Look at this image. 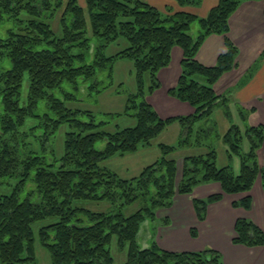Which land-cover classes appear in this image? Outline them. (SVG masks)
Listing matches in <instances>:
<instances>
[{"label":"trees","instance_id":"16d2710c","mask_svg":"<svg viewBox=\"0 0 264 264\" xmlns=\"http://www.w3.org/2000/svg\"><path fill=\"white\" fill-rule=\"evenodd\" d=\"M174 1L184 7L197 6L202 0ZM243 1L257 0H218L206 16L198 17L185 11L162 15L142 0H85L84 7L77 0H0V25L12 24L0 36V61L10 63L8 69H0V183L3 178H18L10 194L0 195V264L32 263V224L47 218L57 220L39 228L37 237L50 264H112L109 244L113 236L120 248L126 246L124 264H223L220 253L211 248L173 252L155 243L141 248L136 236L141 224L154 218L157 210L171 207L175 195H190L198 185L213 182L221 189L204 199L192 198L199 221L205 219L208 205L220 201L223 194L248 193L256 179L264 192V165L259 166L256 160L263 141L262 125L244 123L253 108H239L242 130L231 124L226 111L229 98L216 95L213 89L217 80L237 65L238 50L227 37L228 20ZM59 12L57 35L48 20L54 21ZM194 23L198 30L192 37L189 30ZM213 34L223 37L225 50L214 65L205 66L196 54L205 38ZM119 37L126 39L127 47L106 56L104 50ZM93 39L96 43L92 45ZM173 46L181 49L182 58L177 83L168 94L188 103L194 112L162 118L146 97L158 89L156 74L169 64ZM87 55L92 56L90 63H85ZM123 58L132 60L136 82V91L127 98L123 113L134 117L136 124L112 132L97 130L99 124L77 117L92 119L90 111L71 109L66 102H74L83 89L87 94H100L106 87H99L98 74L111 76L113 61ZM145 73L150 76L147 87ZM25 79L27 90L22 97ZM41 101L45 112L39 116L36 110ZM215 106L224 107L229 126L222 139L228 156L240 158L237 175L229 166L218 168L215 150L203 144L211 129L194 127ZM105 115L112 118L119 114ZM38 117L40 122L27 125L29 119ZM174 123L180 128L177 143H159L160 158L137 176L121 178L99 166L111 157L150 145ZM62 124H67L69 131L64 133L62 154L55 157L47 143ZM243 136L250 143L247 153H241ZM32 141L39 143V148H33ZM98 141L105 142L102 150L94 148ZM181 148L203 151L183 157L179 170L172 154ZM29 178L35 186L34 202L22 197ZM81 201L107 202L111 209L91 211L75 204ZM133 204L137 210L125 215V206ZM250 205L248 195L232 202L244 209ZM233 232L234 244L264 245L263 231L246 218L235 220Z\"/></svg>","mask_w":264,"mask_h":264},{"label":"crops","instance_id":"0c3cea01","mask_svg":"<svg viewBox=\"0 0 264 264\" xmlns=\"http://www.w3.org/2000/svg\"><path fill=\"white\" fill-rule=\"evenodd\" d=\"M142 1L159 11L170 13L185 11L198 17L206 16L218 2L202 0L197 6L180 7L174 0ZM228 25L227 37L238 50L237 66L224 73L214 84L213 89L216 95H226L230 98L236 111L239 108L244 110L253 108L247 115L246 125H262L263 141L258 155L261 157V164L264 165V58L258 60L264 51V0L243 1L230 16ZM223 50V37L211 35L200 46L196 58L199 63L211 66L215 64L217 56ZM181 56V49L177 46L172 47L169 65L158 73L160 89L150 97V104L162 118L191 112L187 104L167 95V89L177 81ZM248 73L249 76L244 77ZM172 125L178 136L179 127ZM241 125L238 124L242 130ZM201 185L196 186L190 195L177 194L173 197L172 205L165 215L167 218L164 225L157 228L153 237L150 234L149 240H153L152 243L159 248L173 252H197L211 248L220 253L223 264H264V245L245 247L231 241L234 223L239 217L250 219L264 233V192L259 179L254 182L248 193L224 195L220 201L210 204L205 219L199 222L193 209L192 198H204L221 192L218 183ZM247 195L251 199L250 209L246 211L242 209L237 213L232 202L239 201ZM192 227L195 236L189 233ZM141 236L143 237L142 234ZM148 244L150 241L143 240L141 248L148 247Z\"/></svg>","mask_w":264,"mask_h":264},{"label":"rangeland","instance_id":"374dc122","mask_svg":"<svg viewBox=\"0 0 264 264\" xmlns=\"http://www.w3.org/2000/svg\"><path fill=\"white\" fill-rule=\"evenodd\" d=\"M77 2L79 5H82L84 7L85 0H77ZM160 13L162 15L171 14L169 11L165 12L162 10H160ZM59 15H60V12L56 15L54 21L48 20V22L50 23L51 27L54 29V31L56 32L57 35L60 33L59 24L57 21ZM87 21H88V18H87ZM11 27H12L11 23H5V24L0 25V36L5 33V30H7ZM197 30H198V26L196 23H194V24H192V26L189 30V34L192 37H195L197 34ZM213 35H215V34H213ZM209 36H211V35H209ZM219 36H221V35H219ZM91 43L93 45L94 43H96V40L93 39L91 41ZM125 47H127L126 39L123 37H119L117 40L111 42L107 46V48L104 50V54L106 56H110V55H113L116 52L124 49ZM224 50H225V46H224ZM72 51H73V53H76L77 49H73ZM196 56H197V54H196ZM181 58H182V56H181ZM260 59H261V55L259 56L258 60H260ZM91 60H92V56L87 55L85 63H90ZM236 60H237V58H236ZM169 63H170V61H169ZM9 67H10V63L7 59H3L2 61H0V69H8ZM161 69H163V68H161ZM233 69H231V70H233ZM159 71L156 74V78L158 80L159 87H158V89H156L155 91H153L150 95H148L146 97V100L151 107H152V105L150 104V102H151L150 97L155 92H157L161 86L159 78H158ZM179 74H180V72H179ZM178 77H179V75H178ZM98 80H99V87H106L100 94H96V93L87 94L85 92V90L83 89L82 90L83 93L81 95L77 96L74 102H66V106L71 108V109H75V110L90 111L92 114V119L88 116H85V115H78L77 117L79 119H81L82 121L88 122L89 120H92L94 124H99L100 126L96 129L100 130V131L112 132L116 129L133 127L136 124L135 118L128 115V114L123 113V111L125 110V106L128 103L127 98L129 97L130 94H133L136 91L135 74H134L132 60L127 59V58L114 60L112 63V67H111V76H107V72H103L101 74H98ZM177 80H178V78H177ZM143 81H144L145 87H147L149 85V82H150V76L148 73H145L143 75ZM176 83H177V81H176ZM176 83H175V85H176ZM175 85H173L169 89L173 88ZM169 89H167V95L168 96H170L168 94ZM26 90H27V80L25 79L23 82V87H22V97H24L26 95ZM63 90L67 91V86H63ZM54 95L58 98H61V94H59L58 92H54ZM219 96H226V95H219ZM173 99H175V98H173ZM177 101H179V100H177ZM179 102L187 104L190 107L191 112L187 113V114H178L176 116H188L194 112V108L192 106H190L188 103L182 102V101H179ZM231 102H232V100L229 98L227 101V104H226L227 105L226 111L229 112L230 122H231V124H236V125L242 124L243 122H241L239 120L238 111H236V109L232 106ZM152 108L156 112L154 106ZM223 108H224L223 106H215L212 110V113L209 116H207L205 119L196 122L194 127L195 128H210L211 129V133L204 139L203 144L209 145V146L213 147V149L215 150V152H216L215 162H216V166L218 168L224 167V166H229L233 175H237L240 171V158L236 154H231V157L228 156V154L226 152L227 146L223 142V139H222L223 134L226 132V130L229 126V123H228L225 115L223 114V111H224ZM44 112H45L44 103H43V101H41L38 103V108L36 110V113L39 116H41ZM108 113L119 114V115L113 116L112 118H108L105 115ZM159 117H161V116H159ZM168 117H174V115L168 116ZM164 118H167V117H164ZM40 120L41 119L39 117L36 119H29L27 121V125L37 124L38 122H40ZM101 123H103V124H101ZM244 123L247 124L246 121H244ZM174 124L176 126H178V124H176V123H174ZM243 124L241 125L242 127H244ZM41 128L43 129V127H41ZM173 128H174L173 125L172 126L169 125L159 136H157L154 140L151 141L150 145L139 148L136 152H133L131 154H126L123 156H117L116 155L114 157H111L107 160L100 162L99 166L114 172L115 174H117L121 178H131V177L137 176L145 166L150 165L151 163L156 161L158 158H160L161 152L158 148L159 143L168 144V145H174L177 143L178 136H177L176 132H174ZM67 131H69L68 125L62 124L59 127V129L55 132V134H53L50 141L47 143L48 148H50V147L53 148V150H54L53 154L55 157H60V155L62 154L63 137H64V133ZM179 132H180V128H179ZM104 145H105L104 141H98L94 144V148L97 150H102L104 148ZM261 146L257 150V153H256V160H257V163L259 166H263V164H261L262 161L260 160L261 157H259V155H258L259 151L262 148ZM32 147L33 148H39V143L32 141ZM249 148H250L249 140L245 136H243V140H242V144H241V153H247L249 151ZM201 151H203V148L202 149L181 148V149L176 150L172 154V157L175 159L178 169L181 170L183 157H185L187 155H194V154L200 153ZM17 181H18L17 177L3 178L1 180V183H0V195L10 194L12 192L14 186L16 185ZM32 190H35V186H34V183L31 181V179L29 178L26 181L25 190L22 193V197H28L31 201L34 202L36 199V193ZM194 190H195V188L193 189V191ZM224 195H231V194H223L222 198L224 197ZM204 198H206V197H204ZM204 198H200V199H204ZM75 204L78 206L85 207V208H87L91 211H95V212H107L111 209V206L108 205L107 202L81 201V202H76ZM208 207H209V205L207 206L205 213L208 212V209H209ZM137 208H138V206L136 204L125 206L124 214L125 215L131 214L134 211H136ZM167 209L157 210L154 218L148 219L145 223L141 224L139 232L136 236L137 244L140 247H142L141 243H143V240L150 241V244H148V246L151 245L153 240H151V239L149 240L148 236L150 234H152L150 236L153 237L155 234L154 232L157 230V228L164 225L165 219L167 218L165 216L168 212ZM234 209L237 210V213H239L238 211H240L242 209L244 211L248 210V209H244L242 207H234ZM205 217H206V214H205ZM239 218H243V217H239ZM246 219H248V218H246ZM56 220H57L56 218H47V219H43V220L37 221V222L32 224V230H33V234L35 237L34 255H33L34 260L32 263L28 262V263H22V264H50L49 254L46 251V249L43 246H41V244L39 243L37 233H38L39 228H41L45 225H48L50 223H53ZM248 220H250V219H248ZM199 222H201V221H199ZM191 230L193 231V227L190 229L189 233L191 234V236H195V235H192ZM141 234L143 235V237L141 236ZM109 250H110L111 256L113 257V263L112 264H124L125 263L126 246L123 248H120L118 243H117L116 236L112 237L111 242L109 244Z\"/></svg>","mask_w":264,"mask_h":264}]
</instances>
